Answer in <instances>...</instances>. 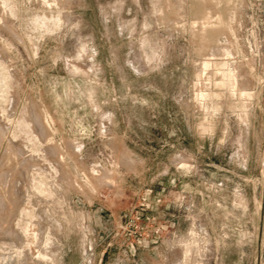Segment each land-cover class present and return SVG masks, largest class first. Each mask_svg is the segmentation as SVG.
Instances as JSON below:
<instances>
[{"label": "rangeland", "instance_id": "obj_1", "mask_svg": "<svg viewBox=\"0 0 264 264\" xmlns=\"http://www.w3.org/2000/svg\"><path fill=\"white\" fill-rule=\"evenodd\" d=\"M0 264H264V0H0Z\"/></svg>", "mask_w": 264, "mask_h": 264}]
</instances>
